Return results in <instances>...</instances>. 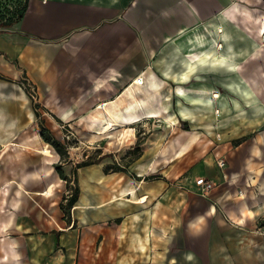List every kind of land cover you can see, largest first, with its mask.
<instances>
[{
	"label": "crops",
	"instance_id": "crops-1",
	"mask_svg": "<svg viewBox=\"0 0 264 264\" xmlns=\"http://www.w3.org/2000/svg\"><path fill=\"white\" fill-rule=\"evenodd\" d=\"M28 5L19 23L0 33V142L20 136L36 116L19 85L22 78L63 120L76 118L75 104L88 106L83 117L94 120L93 132L140 117L175 114L187 123L146 129L149 135L135 145L137 156L126 164L117 161L126 170H114L104 160L78 167L79 198L69 222L55 200L59 152L45 141L42 166L28 165L29 174L14 186L17 194L7 199L9 208L0 209V236L12 229L17 234L11 233L15 244L2 261L23 264L19 253L27 251L31 264H264V119L246 126L237 119L217 120L194 101V96L213 100L218 49L225 55L219 61L226 62L234 50L235 24L262 42L264 0H29ZM261 58L264 51L253 50L246 62ZM237 66L232 72L244 76L242 63ZM138 76L144 84L135 82ZM259 85L251 82L258 91ZM128 128L135 136V126ZM36 132L23 142L41 143ZM242 136L247 138L234 143ZM219 158L227 160L226 167L218 165ZM199 176L216 183L208 194L196 185ZM44 179L45 188L36 193L53 200L54 225L20 248L16 242L31 222L21 216L15 224L24 201L21 189ZM3 212L10 216L5 225Z\"/></svg>",
	"mask_w": 264,
	"mask_h": 264
},
{
	"label": "rangeland",
	"instance_id": "rangeland-1",
	"mask_svg": "<svg viewBox=\"0 0 264 264\" xmlns=\"http://www.w3.org/2000/svg\"><path fill=\"white\" fill-rule=\"evenodd\" d=\"M235 26L236 27L230 30L232 31L231 39L232 47L234 48L232 54L226 58V62H220L219 59L225 56L224 50L220 51V49H218L217 53L218 81L210 90L211 96L214 94H218V96H213V100L210 103L205 102L209 97L200 98L194 96V101H199L203 105L209 107L217 114V120L228 119L234 121V119H237L236 121L240 122V125L244 124L246 126V124H250V122H259L261 119H264V74L262 75L264 71V58H261L260 61L252 59L246 62V57H248L253 50L258 51L261 47L262 50L259 51V53L264 51V32L262 34L263 40L258 44L253 34L249 31H244L243 28L241 29L239 24H235ZM216 46L220 48L221 44H217ZM239 63H242L245 77L242 76L241 72H232L235 66V70H237V64ZM247 79H250L251 82H259V91L256 90V87H252L251 82L247 81ZM29 83L32 84L27 78H22L19 81V85L27 91L32 106H37V111L40 116H34V120L20 132L22 136L16 135L10 142H0V183L2 186L0 190V199H2L0 209L3 210L9 208L7 199L13 198L18 192L19 188H15L14 186H20L18 182L29 174V170L42 166L44 154L40 149L46 140L43 138L41 143L23 142L24 139L33 135L34 132L41 131L39 126L41 120L46 127L51 130L55 138L57 140L59 139L65 145V149H67L64 156H61L59 153L58 161L54 164L56 170V165H61L63 169V175L57 170L54 177L56 181L61 178V185L57 189L55 200L57 203L60 200V206L63 202L65 208H67L68 195L78 186L77 163L83 160H104L106 162L108 161V167L116 169L117 166L120 165L118 162L126 164V162L131 161L137 156L140 147H136L135 145L144 141L149 135L146 129H160L162 125L166 123L170 125L172 122L181 126H185L187 123V121L184 122L175 114L153 118L140 117L138 122L131 125L121 122L116 128L107 132H93L92 127L94 120H88L83 117L84 111L88 109V106L75 104L73 106V111L76 114V118L71 121L63 120L56 116L51 108L45 107L35 87L31 86ZM245 87L247 89L250 87V91H245V89H243ZM185 101L187 104L193 103L191 98L185 99ZM171 107L173 108V104ZM91 116L96 117V114L93 113ZM128 126H135V136L131 133L133 130L129 128L124 129V127L127 128ZM129 137L134 138L131 139ZM131 142L133 143L131 144L133 149L128 150L127 148ZM50 146L53 147L52 144H50ZM29 164L31 166H37H33L30 169L28 166ZM41 170H43V168ZM44 180L46 181L45 183H35L33 182L34 180H32V186L30 182H28L25 188L21 189L23 190L22 198L24 201L17 213L18 219L15 224L21 220V216L31 218V222L29 223L30 228L28 231L21 232V235H24L21 236L22 240L16 242V245H19L20 248L26 247V245L29 244V239L32 238V235L44 233L49 230L50 226L54 225L53 220L55 218V213H53V208L51 206L53 200L46 199V197H42L36 193V190H43V188H45L47 179ZM9 184L11 190H7ZM6 192H9L10 195L5 196L4 194ZM61 210L65 213L68 221L67 211L62 207ZM2 215L3 225H5L6 220H8L10 216L4 215V212ZM10 232L12 235H17L13 229L10 230ZM11 233L7 236H0V247L3 249V253L0 254V264H14L11 261H2L3 254L6 253V251L12 253L11 246L15 244L13 238H9L12 236ZM2 237H6V239L1 240ZM19 256L23 264H31L29 262V252H20Z\"/></svg>",
	"mask_w": 264,
	"mask_h": 264
},
{
	"label": "trees",
	"instance_id": "trees-1",
	"mask_svg": "<svg viewBox=\"0 0 264 264\" xmlns=\"http://www.w3.org/2000/svg\"><path fill=\"white\" fill-rule=\"evenodd\" d=\"M29 0H0V33H5L6 31H10L14 25L19 23V21L22 19L24 16L25 12L27 11L29 5H28ZM0 77H3L0 75ZM35 114L37 117H39V113L37 111V106L35 105ZM39 126L41 128L40 133L42 134L43 138L46 140V142L52 144L54 149L57 150V152L60 153L61 156H64L67 152V149H65V145L58 139L55 138L53 133L49 128L46 127L44 122L41 120L39 122ZM247 136H242L240 138H237L234 140V143H240L243 140H245ZM133 160V159H132ZM100 160H83L79 163H77V168L78 167H83V166H88L91 165V163H98ZM58 172L63 175V169L61 165H56ZM117 171H123L126 170V166H117L116 169ZM76 172V171H75ZM154 176H146V178H151ZM80 188L79 184L78 186L75 187L74 191L68 195V203H67V208L64 207L63 202L61 203V207L67 211L68 216L71 214L70 210L71 208L75 205L76 201L78 200V194H79Z\"/></svg>",
	"mask_w": 264,
	"mask_h": 264
},
{
	"label": "built area",
	"instance_id": "built-area-1",
	"mask_svg": "<svg viewBox=\"0 0 264 264\" xmlns=\"http://www.w3.org/2000/svg\"><path fill=\"white\" fill-rule=\"evenodd\" d=\"M143 81H144V79H143L142 76H138L135 79V82H137L139 84H144ZM218 165L221 168L226 167L227 160H225L224 158H219ZM195 183L199 187V189L201 190V193L203 195L204 194H208L209 191L212 190L216 186V183L212 179H210L208 177H205V176L196 177L195 178Z\"/></svg>",
	"mask_w": 264,
	"mask_h": 264
},
{
	"label": "bare ground",
	"instance_id": "bare-ground-1",
	"mask_svg": "<svg viewBox=\"0 0 264 264\" xmlns=\"http://www.w3.org/2000/svg\"><path fill=\"white\" fill-rule=\"evenodd\" d=\"M264 30V29H263ZM264 32V31H263ZM264 46V45H263ZM262 49H261V47L258 49V51H256L257 53H259V51H261ZM236 67V66H235ZM214 97H217L218 96V94L216 95V94H214L213 95ZM36 134V137H39V134H38V132H36L35 133ZM47 145H49V144H47Z\"/></svg>",
	"mask_w": 264,
	"mask_h": 264
}]
</instances>
